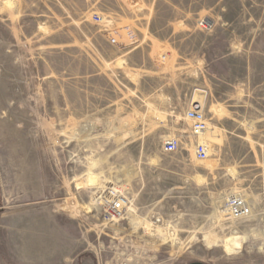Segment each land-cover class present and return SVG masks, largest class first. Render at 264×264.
Returning <instances> with one entry per match:
<instances>
[{"label":"rangeland","instance_id":"rangeland-1","mask_svg":"<svg viewBox=\"0 0 264 264\" xmlns=\"http://www.w3.org/2000/svg\"><path fill=\"white\" fill-rule=\"evenodd\" d=\"M134 45L202 106L206 131L181 120L175 152L151 108L121 105ZM231 195L247 217L228 218ZM14 208L77 235L66 264H264V0H0V213Z\"/></svg>","mask_w":264,"mask_h":264},{"label":"crops","instance_id":"crops-1","mask_svg":"<svg viewBox=\"0 0 264 264\" xmlns=\"http://www.w3.org/2000/svg\"><path fill=\"white\" fill-rule=\"evenodd\" d=\"M124 31L129 42L122 46L127 49L137 41L130 27H125ZM128 32L133 34L132 39ZM138 47L139 45H134L120 56L122 65L125 66L121 73L126 78L121 83L120 102L128 109L143 105L151 108L152 124L162 127L165 139L173 136L180 121L185 120V111L192 103L197 102L193 98L195 94L191 89L175 93L168 73L159 68H145L144 59H136ZM168 66L170 65H165ZM147 76L152 78L150 84H146ZM202 92L208 94L207 89ZM199 106L203 112L200 103ZM190 124L181 125L183 132L190 133ZM58 225L56 219L53 216L49 218L46 212L14 208L13 211L0 213V264H66V261L74 260L79 253L78 249L74 250V246L79 243L78 237L73 231Z\"/></svg>","mask_w":264,"mask_h":264},{"label":"built area","instance_id":"built-area-1","mask_svg":"<svg viewBox=\"0 0 264 264\" xmlns=\"http://www.w3.org/2000/svg\"><path fill=\"white\" fill-rule=\"evenodd\" d=\"M96 21H102V18L95 15ZM112 33H110L111 35ZM129 38H133V34L128 32ZM109 40L112 44H117L115 37L110 36ZM184 118L190 121V133L193 136L200 135L207 129V122L201 111L199 103L194 102L185 111ZM165 152H175L180 147V140L175 136L166 137L162 143ZM207 147L204 143L196 142L193 145V154L197 160H204L207 157ZM225 210L228 218L239 220L247 217L250 213V207L244 198L237 195H231L226 199ZM102 208L108 219H121L124 217L127 198L120 193L109 192L108 197L102 202Z\"/></svg>","mask_w":264,"mask_h":264},{"label":"bare ground","instance_id":"bare-ground-1","mask_svg":"<svg viewBox=\"0 0 264 264\" xmlns=\"http://www.w3.org/2000/svg\"><path fill=\"white\" fill-rule=\"evenodd\" d=\"M238 236H232L231 238H229L228 240H231L233 242V244H237L238 243ZM229 247V246H228ZM234 247V246H233ZM230 250V249H229Z\"/></svg>","mask_w":264,"mask_h":264}]
</instances>
